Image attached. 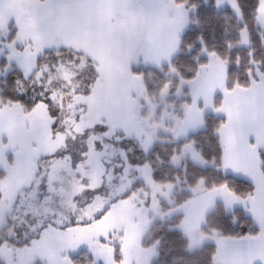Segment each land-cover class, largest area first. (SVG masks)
Instances as JSON below:
<instances>
[{
    "label": "snow or ice",
    "instance_id": "snow-or-ice-1",
    "mask_svg": "<svg viewBox=\"0 0 264 264\" xmlns=\"http://www.w3.org/2000/svg\"><path fill=\"white\" fill-rule=\"evenodd\" d=\"M254 35L264 0H0V264H156L158 226L172 264H264Z\"/></svg>",
    "mask_w": 264,
    "mask_h": 264
},
{
    "label": "trees",
    "instance_id": "trees-1",
    "mask_svg": "<svg viewBox=\"0 0 264 264\" xmlns=\"http://www.w3.org/2000/svg\"><path fill=\"white\" fill-rule=\"evenodd\" d=\"M223 13L224 10L220 12H213V8L211 6V3L209 4L208 7L202 8L200 11V19L203 21L205 20L206 17H213L207 19L206 23L203 26V34L209 45H217L221 46L223 44V41L225 39L231 38V35H234L235 33V21L234 20H225L223 18ZM224 28L228 29V35L224 34ZM200 28H196L195 26H191L190 30L187 33V40L191 41L195 38V35L200 32ZM253 44L256 48V53L257 55H261L264 53V47H261L259 38L257 36H253ZM236 51L239 52V54L244 57L246 50L241 48L237 49ZM241 70H236L237 74H239ZM217 123V118L210 116L209 117V133L211 132L212 127ZM206 139V137H201L202 142ZM160 148H166L167 145H160ZM161 155H163V152H161ZM161 171H166V168L164 166L161 167ZM171 174V173H169ZM208 175L210 177L214 176V173L210 170ZM220 179V178H217ZM231 182V181H230ZM242 191L247 190V184L244 185H239ZM180 195L187 196L189 195L186 192L180 193ZM215 213H211L209 215V222H214L215 221ZM232 230L238 231V226L233 228ZM157 235L162 237V246L160 249V255L156 261V264H172V259L173 257H178L184 255L181 251V247L183 245V240L179 236L178 233L175 232H168L166 229V226L164 227H159L158 226V231ZM202 256V253H197L193 257H187L189 261L194 260V259H200ZM181 264H183V261H181Z\"/></svg>",
    "mask_w": 264,
    "mask_h": 264
}]
</instances>
